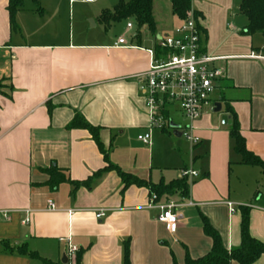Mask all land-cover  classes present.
Returning <instances> with one entry per match:
<instances>
[{"label": "crops", "instance_id": "obj_1", "mask_svg": "<svg viewBox=\"0 0 264 264\" xmlns=\"http://www.w3.org/2000/svg\"><path fill=\"white\" fill-rule=\"evenodd\" d=\"M75 2L50 1V16L60 20L65 14L62 4L69 9ZM7 3L0 0V82L8 86L0 93V241L12 246L25 243L29 251L52 264H74L75 255L67 256V238L81 254L80 264H123L125 245L130 264H183L186 255L196 259L211 248L202 218L227 250L238 247L239 207H245L251 237L264 243L262 172L238 163L229 124L222 122V116L228 117V106L236 115L246 149L264 162V38L244 33L246 18L242 25L224 28L231 0L222 9L191 0V10L205 30L201 52L215 58L212 66L222 72V78L212 106L188 130L198 142L173 158L162 149L166 135L176 131L174 135L180 137V127L172 129L170 124H175L168 120L163 128L151 127L140 92V77L149 64L147 50L155 44L144 39L143 28L126 22L130 29L125 26L115 39H108L82 26L87 19L94 24L91 29L102 25L99 12L79 6L78 33L36 30V10L25 3L12 30ZM79 4L84 3L79 0ZM37 13L43 18L46 11L40 8ZM156 29L155 22V33ZM155 33L149 34L154 39L161 36ZM119 38L125 40L123 45L117 44ZM250 54L263 58L252 59ZM216 103L219 113L214 112ZM174 107L166 109V118ZM76 112L100 128L106 159L120 171L153 184H168L182 171L196 173L188 178L185 199L172 195L160 201L177 205L174 233L157 220L159 209L149 208L148 189L130 186L121 193L123 185L114 171L94 179L89 189L74 191L68 183L55 190L44 186L47 176L41 170L52 164L66 170L71 181H84L106 166L87 131L67 129ZM148 131L150 146L133 140ZM171 169L174 172L165 176ZM48 201L55 204V211L47 209ZM68 210L74 213L68 215ZM99 211L105 215L96 219ZM0 264L42 263L6 253L0 246ZM254 264H264V254Z\"/></svg>", "mask_w": 264, "mask_h": 264}, {"label": "trees", "instance_id": "obj_2", "mask_svg": "<svg viewBox=\"0 0 264 264\" xmlns=\"http://www.w3.org/2000/svg\"><path fill=\"white\" fill-rule=\"evenodd\" d=\"M31 2L38 6V0H8L6 10L8 12L9 24L12 30L16 29L15 16L21 11L26 2ZM171 5L173 16L183 21L187 13L192 14L198 19V14L191 10V0H168ZM152 2L153 0H126L119 1L112 10H103L98 18L107 29L111 23L119 20L132 21L138 29H145L150 34L155 33V22L152 16ZM40 7L36 9L39 11ZM238 11L246 18V25L244 33L246 35L259 34L264 38V0H241ZM199 24V22H198ZM199 30L205 36V30L199 25ZM264 54V52H263ZM1 93V92H0ZM225 113L230 120L228 125V133L233 143V151L239 156V164L245 166L257 167L261 170L264 178V162L251 154L245 146V140L239 131V125L235 113L228 106L225 108ZM68 130H85L87 131L98 150L103 154L106 166L98 170L91 177L84 181H71L68 172L57 168L52 164L49 168L41 170L47 176L44 186L50 190H55L59 185L68 183L74 187V191L79 187L89 189L92 181L99 178L104 173L114 171L118 175L123 185L121 193L128 187L136 186L147 188L149 195H154L156 201L160 202L163 198L167 199L172 195H178L185 199L188 195L189 182L187 178H178L164 184L159 182L153 184L143 181L137 177L126 174L109 163L106 159V154L99 141L100 128L90 125L78 112H76L67 125ZM240 210V244L236 248L227 250L220 239L219 234L202 218V230L205 236L211 240L210 250L202 257L192 259L188 255L185 256L183 264H254L256 260L264 254V243L251 237L249 233V209L239 207ZM1 249L6 253H15L20 256H26L29 259H39L42 264H52L45 259H41L35 252L28 250L25 243L16 246L10 245L7 241H0ZM81 254L75 253L74 264H80ZM123 264L129 263L128 247L125 245L123 254ZM173 264H177L173 262Z\"/></svg>", "mask_w": 264, "mask_h": 264}, {"label": "built area", "instance_id": "obj_3", "mask_svg": "<svg viewBox=\"0 0 264 264\" xmlns=\"http://www.w3.org/2000/svg\"><path fill=\"white\" fill-rule=\"evenodd\" d=\"M73 0H71L72 2ZM84 4H93L98 0H80ZM127 23L126 28L130 29ZM202 34L199 30L198 19L192 12L169 34L155 39L154 46L147 50L149 64L147 71L140 77V92L145 101V108L151 122V127L163 128L167 123L164 112L170 106H176L181 115L188 121L186 130H180L181 136L192 145L198 139L188 130L194 122L199 120L208 107L212 106V95L216 90L217 82L222 78V72L213 67L215 58L201 52L200 40ZM125 40L119 38L118 45H123ZM252 59L263 58L259 54H250ZM137 140L146 146L151 145L149 131L137 137ZM193 171H182L179 178L192 179L196 177ZM149 208L160 211L158 221L165 225L166 230L172 234L178 223V216L174 213L177 207L171 201L157 202L154 195L150 196ZM233 212L232 204H228ZM47 209L56 210L52 201H48ZM74 211L68 210L72 215ZM104 212L95 213L96 219L104 217ZM25 220L23 223H27ZM62 241V240H60ZM68 258H72L77 248L71 245L70 240H65Z\"/></svg>", "mask_w": 264, "mask_h": 264}, {"label": "rangeland", "instance_id": "obj_4", "mask_svg": "<svg viewBox=\"0 0 264 264\" xmlns=\"http://www.w3.org/2000/svg\"><path fill=\"white\" fill-rule=\"evenodd\" d=\"M50 1H56V0H38V6L32 5L30 2H26L27 6L33 7L35 10L40 7L43 8L46 11V14H44L43 18H41V15L36 11V22H35V29L36 30H43V29H49V30H57L65 33H78L81 30L80 26V18L79 14L77 13V10L82 8L83 10H94L99 12L98 16L101 14V11L103 10H112L115 5L119 3V1H126V0H98L94 2L93 4H79V0H76L74 4L70 5V14L68 13V4L63 3L62 8L65 9L64 17L60 18V20L51 17V10L53 9L50 5ZM199 3H205V5H211L216 8L222 9L224 4L228 0H196ZM241 0H231V10L230 12L226 11L227 15L230 13L229 18L232 16V20L227 18V20H223V26L225 28V24L232 25L233 27L236 25H241L243 22H245V17L243 15L239 14L238 7ZM220 5V6H219ZM152 8H153V17L157 24L156 33L160 34L161 36L169 34V29L174 24L177 23V19L172 15L171 11V5L168 0H153L152 2ZM225 14V15H226ZM62 15V14H61ZM193 15V14H192ZM194 16V15H193ZM186 18V17H185ZM196 19V17L194 16ZM82 22V21H81ZM126 22H130L129 20H119L117 22L111 23L110 26L105 30L104 25L98 24L96 28H92L91 26L93 23L90 22L89 19H87V23L83 20L82 26L88 29L92 33H104L106 35V38L108 39H115V37L125 28ZM134 24V23H133ZM94 25V24H93ZM242 28H239L241 30ZM143 37L145 40L149 41L150 43L154 42V36L150 35L148 31L145 29L142 30ZM155 33V34H156ZM255 39L260 38V35H255ZM5 89H8V86L6 84H3L0 82V92H4ZM166 118V117H165ZM166 120L174 123L175 125L180 127V130H186V126L188 125V121L181 115L177 107H174L167 115ZM167 124V123H166ZM165 124V125H166ZM180 130H178L180 132ZM135 142H137L136 136H134L133 139ZM166 140L164 147L162 149L163 153H166L168 157L174 156V154H178V152H182L184 148L189 147L191 144L188 142L185 138L182 136L176 137L172 132L169 135H166ZM139 142V141H138ZM141 143V142H139ZM165 151V152H164ZM175 157V156H174ZM190 171V170H188ZM165 176L171 175L173 169L165 171Z\"/></svg>", "mask_w": 264, "mask_h": 264}, {"label": "water", "instance_id": "obj_5", "mask_svg": "<svg viewBox=\"0 0 264 264\" xmlns=\"http://www.w3.org/2000/svg\"><path fill=\"white\" fill-rule=\"evenodd\" d=\"M91 23H92V22H91ZM214 108H215V110H214L215 113H219V112H220V104H218V103L214 104ZM222 122H223V123H228V124H229L228 117H227V116H222ZM170 127H171L172 129H174V130H178V129H179L178 126H176V125H171V124H170ZM174 134L176 135V131H174ZM178 135L181 136V133H179ZM62 262L64 263L65 261L62 260Z\"/></svg>", "mask_w": 264, "mask_h": 264}]
</instances>
